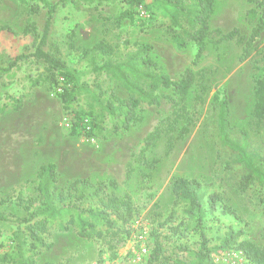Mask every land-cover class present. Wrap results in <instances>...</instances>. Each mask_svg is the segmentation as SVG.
Segmentation results:
<instances>
[{"label":"rangeland","instance_id":"1","mask_svg":"<svg viewBox=\"0 0 264 264\" xmlns=\"http://www.w3.org/2000/svg\"><path fill=\"white\" fill-rule=\"evenodd\" d=\"M46 1L55 4L56 9L43 50L86 73L81 80L90 85L94 75L88 73L90 59L83 57L82 52L99 41H104L116 51H124L125 41L148 44L152 59L172 80H179L186 68H191L194 80L184 96L178 95L172 88H158V104H140L137 110L139 120L105 140L89 142L76 135L80 141L74 149L82 151V159H75L74 163L85 167L84 171L91 180L116 179L118 194L129 195L137 210L132 224L135 232L118 247L115 258L111 259L107 252L99 257L98 242L81 239L70 231L67 236L53 233L56 243L63 242L65 251L56 252V246L37 256L36 264H43L46 260L57 261L59 255L64 257L66 264H145L153 246L151 229L156 221L161 223L168 218V223L174 225L181 219L186 221L183 206L173 208L171 183L180 176L197 178L204 183L207 193L219 195L218 210L203 219L206 246L213 261L217 264H249L238 250H221L219 245L229 228H233L242 230V238L259 247L264 246V191L254 188L242 191L238 187L243 173L241 167H225L234 154L218 142L212 96L215 91L225 93L234 135L238 136V131L245 128L250 133L251 146L264 158V122L256 126L252 119L254 74L256 67L261 66L260 55L254 47L264 51V29L244 60H240L243 44L222 38L232 28L248 36L261 14L260 9L256 8L255 17L248 20L246 13L255 8L248 0H214L205 51L198 64L192 66L195 47L190 44L182 50L176 49L165 26L159 25L162 20L149 24L143 9L135 15L132 23L124 20L117 24L118 14L124 8L120 2ZM45 13L42 0H25L24 3L0 0V26L7 25L12 29V32L0 31V66H7L17 54L34 52L43 31ZM27 23L32 24L33 30L24 33ZM71 32L72 37H69ZM44 71L42 60L28 57L18 63V68L10 76L1 75L0 105L5 95L24 93L29 88L27 78L35 79ZM95 81L103 88L108 86V79L103 74ZM38 86L48 90L49 81L44 80ZM117 94L125 96L121 89L117 90ZM82 104L79 102L80 106ZM59 127L67 133L60 121ZM182 127H187V130L181 136ZM151 133L155 137L153 144L144 153V159H139L140 147ZM69 167L63 166L58 172L61 186L72 177L67 171ZM27 196L25 188H21L0 197V214L7 219L0 222V240H7V228L15 226L11 222L24 216L18 201ZM224 207L229 211L224 213ZM172 211L174 215L169 217ZM162 232L169 234L165 228ZM175 243L197 249L199 236L193 231L185 232V236ZM142 248L146 249L145 254L141 253ZM174 253L187 263L191 260L176 249ZM138 257L140 261L136 260Z\"/></svg>","mask_w":264,"mask_h":264},{"label":"trees","instance_id":"2","mask_svg":"<svg viewBox=\"0 0 264 264\" xmlns=\"http://www.w3.org/2000/svg\"><path fill=\"white\" fill-rule=\"evenodd\" d=\"M80 1L91 4L94 0ZM144 1L97 0V4H124L116 19L117 24L124 20L132 23L140 9L147 13L149 24L157 19L162 20L159 25L165 26L166 33L176 49L182 50L190 44L195 47L191 65H197L206 48L214 0H151L146 4ZM248 2L255 5V8L246 13L248 20L255 17L256 8L261 12L248 36L242 35L237 28H232L222 36L225 40H235L236 43L243 44L240 60L249 55V49L264 29V0ZM42 4L46 8L45 23L34 52L14 56L7 66H0V76H10L12 71L18 68V63L28 57L42 60L45 71L35 79L28 77V87L38 86L48 80L50 91L56 77L63 76L69 86L55 97L61 101L64 113L73 112L77 117L88 115L91 118L88 136L105 140L121 129H128L139 120L137 110L140 104H158L157 90L160 87L172 88L181 96L188 93L194 80L191 68H186L179 80H172L152 59L150 46L136 40L125 41L124 51H116L104 41L84 49L82 56L90 59L88 73L93 74L94 78L92 85L81 80L86 73L68 66L65 61L43 50L56 5L46 0H42ZM32 30V24L27 23L23 32L29 33ZM0 31L12 32V29L3 25L0 26ZM69 37H72V32ZM254 49L260 55L261 66L256 67L254 74L252 119L255 125L259 126L264 122V51L257 47ZM102 74L108 79L106 88L95 81ZM118 89L123 90L125 96L118 95ZM22 96L24 95L20 94L15 98L5 95L4 102L0 105V114L6 108L19 110ZM79 102L83 103L82 106ZM212 104L216 109L215 130L218 142L221 147L234 154L232 161L226 162L225 167H241L243 173L239 178L238 187L242 191L249 188L264 191V158L251 146L250 133L241 128L238 136L234 135L229 123V107L225 93L215 91ZM186 130L187 127H182L181 136ZM66 132L73 136L80 134L75 127ZM154 138L152 133L145 137L138 153L139 159H144V153L151 147ZM24 188L28 196L18 201L24 216L11 222L15 226L7 228V240H0V263L36 264L37 256L52 248L53 233L70 231L81 239L98 242L99 257L107 252L110 253V258L114 259L118 247L135 232L132 224L137 213L136 207L129 195L118 194V182L114 178H75L61 186L56 165L48 162L38 168L35 178L27 181ZM171 193L173 208L182 205L186 221L181 219L175 225L168 223V218L161 223L156 221L157 224L151 229L153 246L145 264H217L206 246L203 219L218 210L219 195L207 193L201 180L183 176L173 179ZM228 211L227 207L223 208L224 213ZM172 215L173 211L169 217ZM5 220L6 217L0 214V222ZM163 228L169 232L168 235L162 232ZM189 231L199 236L197 249L175 243ZM219 248L238 250L249 264H264V246L259 247L242 238L241 229L229 228L221 239ZM175 249L185 253L191 259L189 263L174 253Z\"/></svg>","mask_w":264,"mask_h":264},{"label":"crops","instance_id":"3","mask_svg":"<svg viewBox=\"0 0 264 264\" xmlns=\"http://www.w3.org/2000/svg\"><path fill=\"white\" fill-rule=\"evenodd\" d=\"M21 94L24 96L19 110L6 108L0 114V197L23 188L27 181L35 178L38 168L48 162L54 163L58 172L63 166H70L67 171L72 177L67 181L88 178L85 167L74 163L75 159H82V151L74 149L79 138L67 135L59 127L64 114L59 98L40 86L28 88ZM62 234L67 236L68 233ZM52 241L51 249L57 246L56 252L65 251L62 241ZM63 259L59 255L57 261L45 262L57 264Z\"/></svg>","mask_w":264,"mask_h":264},{"label":"built area","instance_id":"4","mask_svg":"<svg viewBox=\"0 0 264 264\" xmlns=\"http://www.w3.org/2000/svg\"><path fill=\"white\" fill-rule=\"evenodd\" d=\"M69 86V83L67 80L61 76L58 75L56 77L55 83L53 84L51 90L49 91V94L51 96H57L58 94L62 93L63 90ZM60 125L64 130L71 129L72 127H75L80 134H78L79 137H81L85 141L94 142L96 141V138L93 136H88V133L91 130V118L88 115H82L77 117L73 112H66L63 114L62 118L60 119ZM146 249L142 248L141 253L145 254ZM137 261H140L139 257L136 259ZM87 264H97V263H87Z\"/></svg>","mask_w":264,"mask_h":264}]
</instances>
